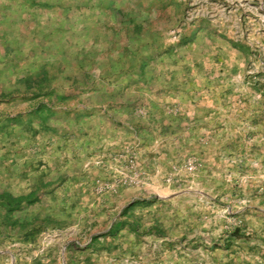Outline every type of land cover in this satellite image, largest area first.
<instances>
[{"label": "rangeland", "instance_id": "1", "mask_svg": "<svg viewBox=\"0 0 264 264\" xmlns=\"http://www.w3.org/2000/svg\"><path fill=\"white\" fill-rule=\"evenodd\" d=\"M0 264H264V0H0Z\"/></svg>", "mask_w": 264, "mask_h": 264}]
</instances>
